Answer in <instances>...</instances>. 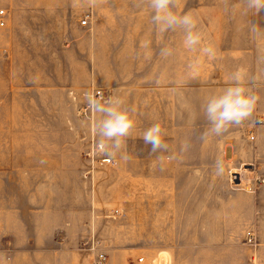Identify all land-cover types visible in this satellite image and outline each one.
<instances>
[{
	"label": "rangeland",
	"instance_id": "rangeland-1",
	"mask_svg": "<svg viewBox=\"0 0 264 264\" xmlns=\"http://www.w3.org/2000/svg\"><path fill=\"white\" fill-rule=\"evenodd\" d=\"M0 8L8 12L0 28V264H97L98 254L105 264H230L243 244L257 247L241 237L236 214L214 205L223 183L196 179L194 167L166 183L155 180L163 167L149 175L136 165L124 175L116 166L92 169L85 158L80 167L47 162L76 156L71 101L80 119L92 117L79 102L86 93L104 89L108 98L103 81L146 80L150 57L158 61L164 47L188 63H172L169 78L200 86V57L205 74L224 73L223 61L245 54L258 36L251 26L264 30V10L245 13L241 0H175L173 12L190 13L202 33V45L188 50L183 29H156L148 0H0ZM204 45L214 58L200 53ZM21 95L28 117H10L9 102ZM242 174H230L231 189L257 191L258 180Z\"/></svg>",
	"mask_w": 264,
	"mask_h": 264
},
{
	"label": "crops",
	"instance_id": "crops-1",
	"mask_svg": "<svg viewBox=\"0 0 264 264\" xmlns=\"http://www.w3.org/2000/svg\"><path fill=\"white\" fill-rule=\"evenodd\" d=\"M256 35L258 36L250 43L248 46L250 48L245 54H240L239 57L230 56L223 61L227 66L224 73L214 71L205 74L200 57V86H190L185 82H176V79L169 78L168 68L170 69L172 63L177 67L180 65L181 69L183 65L187 67V59L185 58L186 63H184L182 55L174 58L172 55L160 57L158 61L156 57H150V65L152 63L153 66L149 68L146 80L134 78L121 83L112 78L102 82V88L111 89V96L122 98L125 107L135 108V127L131 136L126 138V148L122 150L126 152L128 159H121L120 154L113 159L120 173L128 175L126 173L130 171L128 167L147 165L148 174L155 175L158 173L157 168L163 167L164 173H159L161 178L155 180L168 183L183 180L184 172L191 166L194 167L196 179L200 177V180H206L205 176L209 175L213 178L211 180L223 183L218 191L214 192V205L217 206L219 202L218 207H227L230 215L236 214V221L242 223L239 228L244 231L241 237L245 233L247 237L248 233H252L257 246L253 248L242 243L245 246L244 255L237 256L230 264H264V30H257ZM162 65L165 73L158 77L157 70L162 68ZM110 68L112 69L108 66L104 70L109 74ZM237 70L243 74L245 87H251L260 97L252 116L239 126H230L222 135L209 134L202 139V133L210 127L203 111L206 100L231 86L230 78ZM215 72L216 76L213 75ZM79 102L83 103L82 107L87 105L85 99ZM9 104L12 108L9 112L10 117L22 119L28 117L27 98L21 95L20 100L11 99ZM71 107L73 109L70 110L69 115L73 120L71 123L76 156L70 159L61 156L62 158L53 159L47 164L80 167L83 165L82 155L87 142L92 138L99 140L95 125L101 119L100 114L92 111V117L82 120L77 116L72 101ZM154 123L161 124L167 131L164 140L169 145V149L166 152L158 150L153 153L151 144H146L141 137L142 133ZM23 124L22 121L20 128L22 145L26 142L23 141L26 138L24 135L29 133V126ZM184 144L188 145L187 150L181 151ZM61 147L60 143L55 144L56 151L64 155L65 151ZM172 156L175 158L169 159ZM217 162L220 165L219 171ZM22 164L26 165V161ZM244 169L248 170L244 171ZM231 173H243L246 180H258L262 184H259L255 192L233 191L229 184ZM225 212L226 210L223 209L222 213ZM152 234L149 229V235ZM241 237L230 240L237 245L243 241Z\"/></svg>",
	"mask_w": 264,
	"mask_h": 264
},
{
	"label": "clouds",
	"instance_id": "clouds-1",
	"mask_svg": "<svg viewBox=\"0 0 264 264\" xmlns=\"http://www.w3.org/2000/svg\"><path fill=\"white\" fill-rule=\"evenodd\" d=\"M153 15L151 17L153 25L160 33L169 30L175 31L177 28L184 31V47L188 50H195L202 45V33L197 30V22L190 13L177 15L173 12L175 0H148ZM245 13L252 12L258 14L264 10V0H241ZM252 33H257V26L252 25ZM200 53L209 58H214L215 51L210 45L200 47ZM173 50L169 47L161 48L160 55L169 57ZM199 61H196L198 64ZM195 67V64L190 65ZM231 86L226 87L218 95H213L206 100L203 111L210 127L202 133V139L209 134L222 135L230 126H239L252 116L260 97L251 87H245L243 74L237 70L231 76ZM85 101L91 111L100 114L101 119L96 122L95 130L99 137L97 142L98 153L105 158L114 159L118 154L120 158L127 160L126 138L131 136L135 127V108L124 106V100L118 96L97 98L95 95L85 94ZM167 135L166 129L161 124L154 123L143 133L142 138L146 144H151L153 153L158 150L168 151L169 145L164 137ZM188 145H182L181 151H186ZM159 159V157H157ZM175 156L169 157L173 159ZM217 169L220 170L219 162Z\"/></svg>",
	"mask_w": 264,
	"mask_h": 264
},
{
	"label": "built area",
	"instance_id": "built-area-1",
	"mask_svg": "<svg viewBox=\"0 0 264 264\" xmlns=\"http://www.w3.org/2000/svg\"><path fill=\"white\" fill-rule=\"evenodd\" d=\"M7 19H8L7 10L0 8V28H5L7 26ZM81 25L84 27L88 25V18L87 17H83V19L81 21ZM91 95H95V96H97V98H99L101 96L103 98H107L106 97V91L104 89H94L92 91ZM89 111H90V109H89L88 105L82 109L83 114H86ZM97 142L98 141L95 138L90 139L87 142L86 147L83 151V156L87 160V162L89 163L90 167L92 169L98 168L99 166L104 167V168L115 167L116 162L113 159L105 158L103 155L98 153ZM258 182H259L258 184H262V182H260V181H258ZM248 241L250 244H255L256 240H255V237L252 233H248ZM90 250L91 251L95 250V243L92 244V247H90ZM96 258H97V260H96L97 264H105L107 261V257L105 254H98ZM139 262L144 263V259L141 258L139 260Z\"/></svg>",
	"mask_w": 264,
	"mask_h": 264
}]
</instances>
